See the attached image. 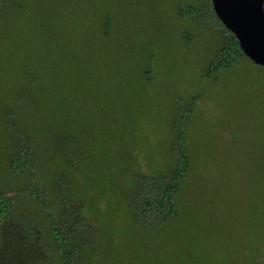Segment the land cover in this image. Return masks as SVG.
Wrapping results in <instances>:
<instances>
[{"label":"rangeland","instance_id":"374dc122","mask_svg":"<svg viewBox=\"0 0 264 264\" xmlns=\"http://www.w3.org/2000/svg\"><path fill=\"white\" fill-rule=\"evenodd\" d=\"M188 7L201 19H181ZM1 9L0 31L6 47L14 44V55L11 69L0 64V78H13L19 66L20 73L25 59L33 81L23 88V76L7 81L11 85L0 79V100L29 115V138L35 141L41 119H66L84 137L105 133L116 156L102 162L133 164L151 175L148 168L160 173L175 158V139L183 133L178 143L188 148L191 165L175 199L181 216L138 235L131 248L142 264H263L257 257L264 249L258 190L264 67L245 54L230 68L211 72L229 36L208 15L209 0H0ZM94 121L101 127H82ZM19 131V120L0 119V193L9 198L17 194L18 183L6 172L21 146ZM170 164L159 177L169 175L175 161ZM34 173L23 179L26 186L42 184ZM43 192L52 212L54 197ZM107 192L114 209L119 191ZM115 208L117 221L125 222V212ZM13 247L2 226L0 258L13 260L15 254L6 252Z\"/></svg>","mask_w":264,"mask_h":264},{"label":"trees","instance_id":"16d2710c","mask_svg":"<svg viewBox=\"0 0 264 264\" xmlns=\"http://www.w3.org/2000/svg\"><path fill=\"white\" fill-rule=\"evenodd\" d=\"M225 32L229 38L219 54L221 57L209 67L213 74L230 68L238 58L245 56L235 35L228 29ZM4 33L0 31V64L11 69L14 44L6 47L7 37L3 36ZM247 59L253 65L264 67V61ZM22 62L20 73V66H17L18 71L16 69L13 78L6 75L0 79L8 83L16 79L19 81L23 76V80L28 81L23 88H29L33 76L31 71H26L28 61L23 59ZM30 70H34V75H37L33 66ZM12 96H15V91ZM13 109V106L0 100V119H12L14 122L19 120L21 129L18 132V144L21 146L13 153L8 172L5 168L6 179L18 183L15 191L17 194L9 198L0 193V229L3 226L10 244L14 246L12 249L7 248L6 252L9 256L15 255L13 260L4 261L0 258V264H142L144 261L131 248L138 235L141 232L149 233L158 224L175 223L177 216H181L176 212L175 199L191 165L188 148L178 143L183 133H179L175 139L176 155L170 158L171 162L175 161L173 171L159 177L163 170L168 171L171 162L160 166L163 167L160 173L148 168L151 175L143 174L141 167L133 164L115 166L113 163L102 162L103 159L116 156L115 152L110 153L114 147H110L107 136H103L105 133L96 131L95 139L90 138V132L84 137L66 119H58L57 123L51 122L49 118V123L41 119L34 141L26 131L31 127L26 124L29 115L23 113L20 116ZM27 109L31 111L33 108ZM93 123H83L82 127H101V122ZM262 136L260 143L264 144V134ZM47 137L52 142L50 145L47 144ZM90 140L95 142L91 144ZM114 140H117L116 137ZM40 142V150L33 151ZM115 150L123 153L120 143L116 142ZM258 159L262 169L258 190L261 192V222L264 226V152L259 153ZM31 169L35 172V178L40 177L42 184H37L39 180L35 179L37 185L34 183L33 187L26 186L27 182L23 179L31 177ZM16 176L18 179H15ZM124 180H128L127 186H124ZM5 185L14 191L11 189L14 184ZM43 189L54 197L52 212L49 211ZM108 190L119 191V194L114 195V209L118 206V210L125 212L123 223L117 221ZM80 207L85 209L83 215L78 213ZM31 210L35 216L33 225ZM57 214L58 217L53 219V215ZM257 261L264 264V249L262 253L259 252Z\"/></svg>","mask_w":264,"mask_h":264},{"label":"water","instance_id":"95a60500","mask_svg":"<svg viewBox=\"0 0 264 264\" xmlns=\"http://www.w3.org/2000/svg\"><path fill=\"white\" fill-rule=\"evenodd\" d=\"M212 7L244 53L263 62L264 0H212Z\"/></svg>","mask_w":264,"mask_h":264},{"label":"flooded vegetation","instance_id":"af4514ba","mask_svg":"<svg viewBox=\"0 0 264 264\" xmlns=\"http://www.w3.org/2000/svg\"><path fill=\"white\" fill-rule=\"evenodd\" d=\"M209 6H210V11H208V15H210L211 16V19H216L215 20V22L217 21L218 23L216 24V27H221L222 26V28L224 29V33H225V31L228 29L224 24H223V22L220 20V18L216 15V13H215V11L213 10V7H212V0H209ZM189 11H194V13H190ZM173 13L175 14V9H174V11H173ZM184 13H185V15H188V16H182L181 15V11H179V16L181 17V19H183L184 17H192L193 15H196L199 19H201V17L200 16H198L199 14H200V11H197V10H195V9H193V8H191V7H188L187 9H185L184 10ZM174 17H175V15H174ZM155 18V17H154ZM153 18V19H154ZM200 21V20H199ZM203 23H205L204 21H202ZM220 23V24H219ZM108 30V29H107ZM106 30V32H108ZM229 30V29H228ZM104 32H105V30H104ZM233 33V32H232Z\"/></svg>","mask_w":264,"mask_h":264}]
</instances>
